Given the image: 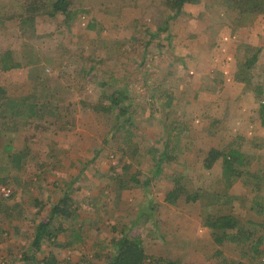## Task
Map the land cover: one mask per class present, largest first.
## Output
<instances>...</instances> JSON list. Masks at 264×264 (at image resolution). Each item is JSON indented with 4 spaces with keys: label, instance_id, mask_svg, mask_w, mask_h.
Returning a JSON list of instances; mask_svg holds the SVG:
<instances>
[{
    "label": "rangeland",
    "instance_id": "374dc122",
    "mask_svg": "<svg viewBox=\"0 0 264 264\" xmlns=\"http://www.w3.org/2000/svg\"><path fill=\"white\" fill-rule=\"evenodd\" d=\"M80 1L85 5L75 7L69 25L61 13L54 17L39 15L33 23L0 17V52L12 51L22 64L16 68L22 69L20 74L15 76H7L9 73L0 69V80L26 79L35 83L38 95L50 96L53 111L59 110L57 114H60L55 116V125L52 123L54 133L71 122L69 111L72 114L82 111L78 122L82 136L89 138L92 145L93 140L100 141V145L94 144L91 154L100 150L102 159L97 163L104 164L105 173L95 171L96 184L70 187L79 186L72 192L75 204L81 210L94 207L96 211L91 218L102 222V230L86 232L85 243L81 240L78 248H68L72 253L63 250L58 257L60 264H74L84 256L104 264L112 250L108 249L110 243L103 242L107 251L91 245L99 238L107 240L108 235L111 241L112 226L131 224L143 206V201L139 204L141 197L147 202L149 196L153 198V210L141 234L150 264L240 261L236 258L238 253L248 254L250 246L239 251L229 242L206 243L213 237L207 220H211V214L216 216L227 208L218 197L223 188L221 173L201 166L212 147L213 130L218 128L219 136L225 134L226 125L221 126L224 118L218 116L233 112L231 105L220 102L224 92L236 96L243 84L249 85L232 78L231 73L235 71L236 75L244 62L246 46L260 48L257 44L259 32L264 31V12L246 16L235 7H228L224 0L186 3L177 16L164 0ZM13 2L0 0V14L11 10ZM225 66L232 68L230 77L234 87L228 89L223 79ZM263 81L264 70L257 69L249 90ZM40 83L46 87L42 88ZM115 90L127 95L128 123H124L125 116L118 117L115 107L110 111L93 109L95 104L101 108L109 106L107 96ZM211 95L218 97L219 104L213 105ZM75 96L83 98L79 104L65 99ZM175 126L179 128L177 131L173 130ZM163 152L169 154L171 161L165 162L162 173L155 175ZM37 157L40 162L46 156ZM43 173H38L39 177ZM134 176L138 181L131 179ZM177 179L180 180L176 186L184 187V193L175 203H169L164 197ZM43 181L42 178L35 184H25L23 180L10 179L2 182L0 188H11L12 195L26 193L32 197L46 196L52 201L60 200L69 188L65 186L62 191L57 188L53 192ZM187 193L197 195L199 202H186ZM12 195L4 198L0 193V198L7 202ZM88 196L92 197L88 199ZM42 210L38 212L40 217H44ZM68 223L66 226L73 228L77 218ZM70 232L63 237L67 243L73 237L80 241ZM17 236V233L0 232L3 243L0 264H25V256L31 254L30 243L16 247ZM241 242L245 247L248 239ZM36 256L41 260L46 254L41 252ZM52 256L58 260L56 255Z\"/></svg>",
    "mask_w": 264,
    "mask_h": 264
},
{
    "label": "crops",
    "instance_id": "0c3cea01",
    "mask_svg": "<svg viewBox=\"0 0 264 264\" xmlns=\"http://www.w3.org/2000/svg\"><path fill=\"white\" fill-rule=\"evenodd\" d=\"M255 25L258 24L255 23ZM259 34L257 45L261 49L257 64L260 67L259 70H264V31H260ZM220 68L222 69L223 67ZM21 70L16 68L8 70L6 71L9 73L7 76L18 75ZM231 70L232 68L229 70L228 66H225L222 70L225 73L223 79L225 85H227L226 89L234 87L231 83ZM231 74L232 78L235 77V71ZM32 83L26 79L0 80V186L2 182L5 183L10 179H12V182L23 180L22 183L31 184L33 182L35 184L39 179L42 180L43 178L44 184L49 185V188L54 189L53 192H56L57 188L62 191L63 187H70L72 184L80 186L83 184H96L95 171L98 170L101 173H105L102 171V169H105L104 164L97 163L99 159H102V155L99 154L100 150L91 154V149H94L96 142L100 145V141L93 140L92 145L89 138H85V135L82 136L80 131L82 129L78 126L81 117L80 112L82 111L73 114L69 111V117L72 118L71 122L63 130H57L54 133L53 125L57 121L55 116L60 115L57 114L59 110L54 112L53 104L49 102L50 96L38 95L34 86L35 83ZM40 85L44 88L45 83H40ZM261 85L264 89V81ZM249 87L251 86L243 84L236 96H232L228 92H224L223 95L222 92L223 96L220 102L225 106L231 105L233 112L226 114L227 116H224V113L218 116L221 119L224 118L221 126L226 125L225 134L219 136L218 128L214 129L211 135L213 144L207 152L209 153L211 149H216L224 155L219 157L212 167L209 168V170H213L211 172L221 173L219 179L223 188L218 197L222 199H220L222 206L225 209L227 208L225 212L216 214V216L233 215L237 225L234 228H227L222 231L224 233L221 243L215 239L211 229L213 237L206 243L213 244L216 241L221 245L229 242L236 245L239 251H243L244 248H249L250 246L248 254H245V252L243 254L238 253L236 258L240 259V261L237 260L235 264H264V125L261 114L263 99L255 96V91L249 90ZM210 98H213V105L219 104L217 96L211 95ZM65 99L74 103L78 101L77 104H79V99L83 98L75 96ZM84 100L86 99L84 98ZM32 105L34 106L33 109L31 108ZM32 111L36 113L35 117L28 118ZM71 114L73 115L72 117ZM38 119L40 120L39 122L45 121L47 125L41 128V131H36L35 127L32 128V125H36ZM31 129L35 130L29 133ZM178 129L176 126L173 128L175 131ZM48 133L50 134L48 135ZM87 152L89 153L86 154ZM233 152L238 153L236 160L231 163L232 169L235 170L234 174L226 172L224 162V157ZM37 155H45L46 157L39 162ZM204 162L202 161L203 164ZM201 167L205 169L204 165ZM42 172H44V175L41 178L38 173ZM13 194V197L7 202L0 198V232L11 233L12 235L17 233L19 244L16 247L21 248L23 245L30 243L28 245V248H30L33 240L31 238H33L36 225L43 218L50 216L52 206L59 200L52 201L46 196H27L26 193L25 195L17 192ZM90 197L92 196H88V199ZM138 198H140L139 194ZM37 199H40L41 207L37 204ZM199 200L200 198L194 203L199 202ZM139 204H145L142 197ZM42 205L44 217L38 216ZM90 205L92 206V203ZM79 207L78 204L74 203L71 205L72 213L70 216L57 215L55 217L53 228L61 231L55 240L58 244H52L54 239L44 240L42 252H45L46 256L51 254L56 255L58 258L62 255L63 250H67L64 252L72 253L68 248H78V243L81 240L85 243L86 232L92 230L100 232L102 230V222L91 218L92 212L96 211L93 210L95 208L86 207V209L81 210ZM216 216L211 214V219ZM76 218L78 223L69 229L70 226L68 227L66 224ZM70 231H72L74 236L79 233L81 236L80 241H75L73 237L72 241H68L69 245L62 246L67 243L63 239L64 234H71ZM106 233H109V231ZM99 239L91 246L96 249L99 248L101 251L103 249L105 251L111 249L110 245L108 249L104 247L106 246L104 244L111 242L109 235L107 240ZM246 239H248V244L246 243L244 247L241 241ZM103 242L105 243L103 244ZM2 245L3 243H0V247ZM73 252L76 253V250ZM57 262L58 264L61 263L59 258Z\"/></svg>",
    "mask_w": 264,
    "mask_h": 264
},
{
    "label": "trees",
    "instance_id": "16d2710c",
    "mask_svg": "<svg viewBox=\"0 0 264 264\" xmlns=\"http://www.w3.org/2000/svg\"><path fill=\"white\" fill-rule=\"evenodd\" d=\"M14 0L11 10H6L0 14L1 18L4 19H15L20 18L22 22L33 23L36 20V17L39 15H49L51 17L56 16L57 14L64 15V21L68 25L74 18V10L77 7H83L84 2L78 0ZM200 0H164L163 2L171 10L175 11L174 16L179 15L184 8L186 3H198ZM227 3V6L235 7L240 11L241 14L246 16H256L259 13L264 12V0H224ZM246 57L244 62L240 64L235 78L241 82L252 84V75L256 73L257 69H260L257 64L258 55L260 54V48H253L252 46H246ZM21 62L15 58L13 52L8 50L5 52H0V69L10 70L13 68L21 67ZM251 89L255 93L262 97L263 104L261 109L262 114V123L264 125V89L261 84L253 86ZM107 99L110 101L109 106L100 107L98 104L93 106L94 110L101 111H110V108L115 107L118 109V117L125 116L124 123L130 121L129 115V104H126L127 95L122 92V90H115L113 93L107 96ZM33 105L31 108L33 109ZM35 112L32 111L31 115L28 118L35 117ZM40 120L36 125H32V128L35 127L36 131L41 128L46 127V124H40ZM31 129L29 133H32ZM41 131V130H40ZM224 156L221 151L216 149H211L208 153V156L205 158L204 166L206 169L212 167L213 163L219 159V157ZM238 156L237 152H233L228 156L224 157L225 169L227 173H233L235 170L232 169L231 163L236 160ZM171 161V157L168 153L163 152L162 155L158 158L154 174H161L163 171L162 165L165 162ZM127 167V166H126ZM110 174H108L109 176ZM132 180L138 181V177L134 176ZM180 179L175 180V186L168 192L166 200L169 203H175L181 193H184V187L176 186ZM122 182V180H120ZM119 181V185H120ZM146 185L149 184V179L145 180ZM69 187L65 190L63 196L60 200L52 206L51 214L49 217L43 218L35 228L33 233V240L30 246L31 254L25 256V264H58L57 259L50 255L39 259L36 255L42 252V244L44 240H52V244H58L55 242L58 234L61 230L53 228V220L57 215H63V217L70 216L72 213L71 205L75 203L73 193L78 189ZM149 195V194H148ZM199 197L196 195L186 194V201L192 202L196 201ZM153 198L148 197V201L142 206L138 214L136 215L134 221L131 224L124 223L121 227L112 226L113 236L110 242L112 248L111 252L107 253L106 261L104 264H150L149 255L145 247L144 239L142 232L145 229L149 219L151 218V213L153 210ZM37 204L41 207L40 199H37ZM43 208V205H42ZM41 208V209H42ZM207 225L212 229L213 235L218 242L223 241L222 231L227 228H234L237 225L236 220L233 215H219L211 220H207ZM225 231V230H224ZM75 238L80 239L81 236L79 233L75 234ZM68 243H64L62 246H67ZM100 257V256H98ZM97 258V257H95ZM94 258V259H95ZM36 259V260H35ZM163 263L166 262L163 259H158ZM74 264H97L95 260L87 258L84 256L81 260H78ZM167 264H175L172 261H168Z\"/></svg>",
    "mask_w": 264,
    "mask_h": 264
},
{
    "label": "built area",
    "instance_id": "2783aa9c",
    "mask_svg": "<svg viewBox=\"0 0 264 264\" xmlns=\"http://www.w3.org/2000/svg\"><path fill=\"white\" fill-rule=\"evenodd\" d=\"M0 193L4 198H10L12 195V189L7 186H2L0 188Z\"/></svg>",
    "mask_w": 264,
    "mask_h": 264
}]
</instances>
